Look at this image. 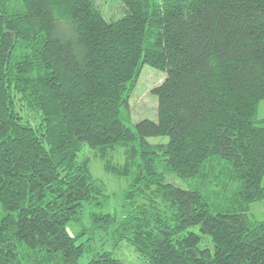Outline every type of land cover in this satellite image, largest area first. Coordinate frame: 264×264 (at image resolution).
Segmentation results:
<instances>
[{"label":"trees","instance_id":"16d2710c","mask_svg":"<svg viewBox=\"0 0 264 264\" xmlns=\"http://www.w3.org/2000/svg\"><path fill=\"white\" fill-rule=\"evenodd\" d=\"M119 1L0 0V264H125L98 233L143 264H264V0ZM146 65L157 121L133 126Z\"/></svg>","mask_w":264,"mask_h":264},{"label":"rangeland","instance_id":"374dc122","mask_svg":"<svg viewBox=\"0 0 264 264\" xmlns=\"http://www.w3.org/2000/svg\"><path fill=\"white\" fill-rule=\"evenodd\" d=\"M97 3L107 20L117 21L124 15L122 11V5L119 0H97ZM165 78L166 74L164 72L155 70L147 65L144 66L138 81V85L130 99V115L131 124L133 126L143 120H151L153 122L157 121L158 102L157 97L152 91L158 87L165 80ZM258 117L260 119H264V101H262L259 106ZM149 142L152 145H162L167 143L168 139L153 138L149 139ZM84 153V156L90 159V170L93 177L101 180L107 186L109 201L104 208V211L110 214H117L119 217L122 213L125 215L126 209H124L123 193L128 185L127 180L117 179L114 175L108 173L104 168L103 161L96 157L91 150L86 149ZM112 155V160L115 164H122L124 160L123 150L116 151ZM254 206L252 210L255 208ZM256 206H264V201L263 203L261 202ZM255 210L256 209H254V217H252L254 219H258V221H264V209L262 211ZM87 214L84 215L82 222L83 225L90 226V220ZM80 230H82L81 226L77 225L76 223H72L69 225L68 232L71 235H76L80 232ZM94 247H96L95 249H97V251L114 252L116 257L122 260L125 264H143V262L139 260L138 256L130 247L122 246L120 250H114L112 248L111 239L105 236L104 233L96 234ZM86 262L87 258L82 260L81 264H85Z\"/></svg>","mask_w":264,"mask_h":264},{"label":"crops","instance_id":"0c3cea01","mask_svg":"<svg viewBox=\"0 0 264 264\" xmlns=\"http://www.w3.org/2000/svg\"><path fill=\"white\" fill-rule=\"evenodd\" d=\"M264 183V182H263ZM263 203V202H262ZM258 205L260 204V203H257ZM256 204V205H257ZM255 205V204H254ZM253 205V206H254ZM254 206L255 208L254 209H256L255 211H262L263 209H264V206H261V207H258V206ZM253 206H252V208H253ZM257 207V208H256ZM252 208H251V214H252V216L254 217V209L252 210ZM264 211V210H263ZM256 220H258V219H256Z\"/></svg>","mask_w":264,"mask_h":264}]
</instances>
